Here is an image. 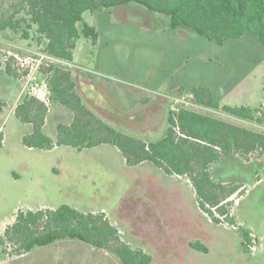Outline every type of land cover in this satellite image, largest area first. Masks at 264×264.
Masks as SVG:
<instances>
[{
  "label": "rangeland",
  "instance_id": "374dc122",
  "mask_svg": "<svg viewBox=\"0 0 264 264\" xmlns=\"http://www.w3.org/2000/svg\"><path fill=\"white\" fill-rule=\"evenodd\" d=\"M3 15H14L21 24L17 31L0 30V98L5 102L0 111L1 234L19 210L69 204L82 212H104L119 230L120 239L149 253L151 264H264L262 149L232 153L211 165L214 180L244 185L242 192L223 200L230 211L216 223L200 208L186 175L168 174L149 161L129 164L112 144L81 150L58 146V124L71 123L75 113L52 100L50 75L41 67L45 70L56 65L71 71L69 62L73 61L41 50L39 32L36 26L29 27L23 0H0V18ZM84 19L96 27L98 38L94 41L83 36L78 40L74 63L86 70L77 71L75 92L81 95L82 89L87 104L96 107V114H105L102 119L107 123L148 140L165 132L170 110L185 106L264 133V46L253 34L219 44L189 27L173 28L168 15L136 3L102 6L85 12ZM9 57L16 59L12 61L14 69L21 73L27 69L29 74L21 78L9 75L5 69ZM177 84L181 86L171 91ZM197 86L211 88L222 104L255 109L256 119L197 104L192 93ZM25 96L46 98L43 101L49 112L43 129L53 138V148L23 143V137L33 130L15 114ZM82 117L90 119L88 114ZM242 229L249 230L252 237L247 248ZM195 242L207 250L194 248ZM115 246V241L98 248L63 238L10 258L18 255V246L7 241L0 245V262L122 264Z\"/></svg>",
  "mask_w": 264,
  "mask_h": 264
},
{
  "label": "trees",
  "instance_id": "16d2710c",
  "mask_svg": "<svg viewBox=\"0 0 264 264\" xmlns=\"http://www.w3.org/2000/svg\"><path fill=\"white\" fill-rule=\"evenodd\" d=\"M29 16V27H37L40 41L49 39L48 55L72 61L78 40L85 36L94 41L98 32L87 23L84 13L99 7H115L136 3L150 11L166 14L173 28L186 26L197 34L219 44L253 34L264 46V0H23ZM21 21L14 15L0 18V30L17 31ZM28 37V31L24 32ZM15 57L6 60V72L16 78L29 74L12 67ZM41 71L50 75L52 100L60 102L75 113L71 123L57 126V144L78 149L101 144L117 146L129 164L152 162L168 174L186 175L197 194L200 208L212 221L221 222L229 209L223 200L243 191V184L226 185L213 179L211 165L223 156L241 152L249 154L257 149L264 152V133L224 120L204 112L181 106L179 111L170 110L166 117L167 127L162 136L141 138L139 133H127L104 119L97 117L76 94V81L72 72L62 66L52 65ZM197 104L221 108L225 112L244 119H256L255 109L241 105L222 104L206 86L192 89ZM5 102L0 98V111ZM49 112L47 103L36 96H25L16 109V116L32 125L31 133L23 137L28 147L51 149L53 138L44 132ZM89 115L85 121L83 115ZM134 132V131H132ZM3 132H0V145ZM223 193V194H222ZM219 212V216L214 214ZM230 223L235 219L231 217ZM245 248L252 242L249 230L242 229ZM63 238L85 241L98 248L117 243L114 253L122 264H151L153 257L142 249H133L119 237V230L109 221L104 212H82L69 204L56 209L19 210L14 223L7 225L0 234V245L15 243L18 255L38 246H47ZM194 248L207 250L200 242ZM0 264H2L0 262Z\"/></svg>",
  "mask_w": 264,
  "mask_h": 264
},
{
  "label": "crops",
  "instance_id": "0c3cea01",
  "mask_svg": "<svg viewBox=\"0 0 264 264\" xmlns=\"http://www.w3.org/2000/svg\"><path fill=\"white\" fill-rule=\"evenodd\" d=\"M78 45V44H77ZM79 47L77 46L76 47V49L74 50V59L72 60L73 61V64H70V62H69V65H71L72 67H70L71 68V72H72V75H73V78H74V80L75 81H77V80H79L78 79V77H76V73H77V71L78 72H84L85 70H86V68H85V66H82V65H80V64H78V62H76V63H74L75 62V60L77 59V49H78ZM61 60V59H60ZM71 61V62H72ZM79 84H80V82H79ZM80 87H81V84L79 85ZM178 86H181V84L180 85H175V86H173L172 88H171V91H173V89H175V87H178ZM24 88V87H23ZM81 89V88H80ZM23 91H24V89L23 90H21V94L23 93ZM81 97H82V99L85 101V103L87 104L88 103V99H87V97H86V95H85V93L82 91V89H81ZM46 95H47V93H43V95L42 96H45L46 97ZM45 97H42V100H44V98ZM84 103V104H85ZM87 107L97 116V117H100V118H104L105 119V114H100V115H98V114H96V112H95V110H96V107H94L92 104L91 105H89V104H87ZM107 117V116H106ZM73 118V117H72ZM1 129V128H0ZM29 210H31V209H29ZM18 213V212H17ZM17 213H16V217H17ZM16 217H15V220H16ZM15 220L12 222V223H14L15 222ZM12 223H10V224H12ZM9 225V224H8ZM7 226V225H6ZM5 226V227H6ZM5 227H4V229H5ZM0 234H1V232H0ZM17 256H21V254L20 255H16V256H12V257H10V258H14V257H17Z\"/></svg>",
  "mask_w": 264,
  "mask_h": 264
},
{
  "label": "water",
  "instance_id": "95a60500",
  "mask_svg": "<svg viewBox=\"0 0 264 264\" xmlns=\"http://www.w3.org/2000/svg\"><path fill=\"white\" fill-rule=\"evenodd\" d=\"M48 42H49V39H48V38H45V39L42 41V48H43V49H46V48H47Z\"/></svg>",
  "mask_w": 264,
  "mask_h": 264
},
{
  "label": "built area",
  "instance_id": "2783aa9c",
  "mask_svg": "<svg viewBox=\"0 0 264 264\" xmlns=\"http://www.w3.org/2000/svg\"><path fill=\"white\" fill-rule=\"evenodd\" d=\"M44 100H46V98H44ZM178 111H179V109H178Z\"/></svg>",
  "mask_w": 264,
  "mask_h": 264
}]
</instances>
